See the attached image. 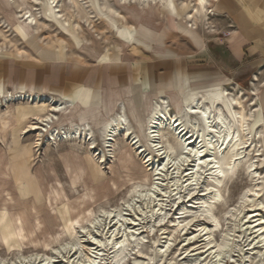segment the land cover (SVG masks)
<instances>
[{
    "label": "rangeland",
    "instance_id": "rangeland-1",
    "mask_svg": "<svg viewBox=\"0 0 264 264\" xmlns=\"http://www.w3.org/2000/svg\"><path fill=\"white\" fill-rule=\"evenodd\" d=\"M35 1L0 0V67L5 68L0 77V208L6 203L17 227L19 220L25 226L19 238L2 221L0 264H89V258L93 264H264V229L260 230L264 226V74L231 72L229 81H219L230 95L222 96L223 90L198 95L214 112L222 108L230 121L228 100L241 98L240 91L246 94L242 100L248 112L254 103L261 109L248 122L252 142L231 165L227 157L232 151L225 152L226 159H217L227 178L219 182L209 162L194 167L192 146L183 148L184 139L174 136L166 121L157 127L155 140L148 137L151 107L141 85L132 75L119 77L124 66L130 71L145 66L138 52L128 48L137 42L133 40L137 31L130 25L142 30L143 21L149 24L157 18L152 10L112 0V7L127 16L129 24L112 17L103 0ZM183 1L189 2L185 9L173 0L161 8L160 22L174 25L196 3H179ZM216 1H210L207 18L198 17L196 30L194 22L189 23L206 39L225 36L215 21ZM21 10L36 19L32 28L19 19ZM58 11L62 19L55 17ZM88 12L92 23L85 18ZM122 56L125 64L112 69L113 77L107 76L102 68L121 63ZM77 73L86 79L78 85L86 94L101 88L102 106L71 107L65 114H54L60 122L50 128L47 123L37 124L39 129L31 131L37 115L48 112L43 108L46 100L73 99L69 95L77 90ZM180 80L188 88L218 82ZM192 97L183 99L186 106ZM118 105L126 108L124 122L131 139L125 137L122 123L110 133L105 130ZM17 112L28 117L17 121ZM76 125L82 126L81 133L63 134ZM238 126L233 122L239 131ZM89 132L95 148L87 138ZM26 162L31 178L24 184L33 181V175L38 177L48 198L42 205L24 201L12 177L10 163L15 168ZM29 194L42 198L33 191ZM51 196L56 201L49 200Z\"/></svg>",
    "mask_w": 264,
    "mask_h": 264
},
{
    "label": "bare ground",
    "instance_id": "bare-ground-1",
    "mask_svg": "<svg viewBox=\"0 0 264 264\" xmlns=\"http://www.w3.org/2000/svg\"><path fill=\"white\" fill-rule=\"evenodd\" d=\"M111 1L112 0H103L104 8L111 13L112 17H117L120 20L124 21L125 23L130 24L131 22L128 20L127 16L123 15V13L117 11L115 8L112 7L113 5L111 4ZM118 1H120L122 5H136V6L141 7L145 11L152 10L156 14V16L159 17L160 15H163L161 8L169 5V3L172 0H118ZM173 1L179 4L180 9H185L189 5V2L183 1L179 3V1H182V0H173ZM195 1L196 3L194 6L193 4H191L192 6L191 10L184 17H182L181 19H178L177 22H175L176 29L186 34L189 31L195 32V30L197 29V25H198L197 23L198 17L207 18L206 11H207V7L210 5L211 0H195ZM35 2L38 3V0ZM55 2L56 0H53V3ZM14 3L16 2L14 1ZM24 11L25 10H21V15L19 16V19L22 18V20L27 22L28 26L32 28L33 24H35L36 22V19L34 18L31 12L29 11L24 12ZM58 12L59 14L57 15L54 14L55 17L57 19H62L64 17L62 15V12L61 11H58ZM85 18L87 19V21H90L92 23L91 21L92 16H90L89 12L85 16ZM67 22H69V20H67ZM190 22H194L195 30L193 29L194 26L192 27L193 24L190 27L189 25ZM180 24H185L186 28L182 30L180 27ZM68 26H70V24H68ZM130 26H131L130 27L131 29H134L137 31V33L135 32L136 34L142 35V37L145 39H149L148 35L143 30L138 29L132 23ZM125 44L129 46L128 43H125ZM98 52H102L100 48H98ZM121 52L123 53V49H121ZM100 60H101V54L97 57V61L99 62ZM121 62H123V56L121 57ZM136 84L141 85L142 93L144 94V97L146 98V100L148 101L151 107V112L149 114L150 124L148 125V135H149L148 137L152 140L153 139L155 140L156 134H157L156 133L157 127L160 126L159 124L166 121L167 123H169V127H170L169 129L173 133V135L176 136L178 139L180 138L184 139L183 141L185 143L184 144L182 143L183 144L182 146H184L183 148H185L186 146H192L190 151L195 157L194 167L203 165L205 162L207 163L209 162L208 167H210L211 170L218 172V181L219 182L223 180L226 181L227 178L225 177V175L223 174L221 170L220 161H218L217 159L218 158L221 160L226 159L224 157L225 152L232 151L227 157L228 165H231V163L239 156L240 150L245 148L250 142H252V137H250L249 132H248V122L254 121L255 115H256L255 113L257 111H261V109H258V106L254 103L251 105L253 106V109L254 108H257V109L255 110L252 109L253 111L251 110V112H248L246 106L244 105V100H242L246 94H243V92L240 91L242 94L241 98H233V99L228 100L229 101L228 105L232 109V114H233L232 120L233 121L232 120L230 121L227 118V116L222 111V108L220 107H218V110L214 112L208 105L204 104V102L201 101V98H199L198 95L199 93L205 92V91H222V90L224 91V94H222V96L230 95L229 92L222 85V83H220L219 81L213 84H210V85L208 84L200 85L199 84V85H193L188 88L185 85H183L182 81L180 80L178 83L176 82L177 86L175 90L172 89L173 92L168 91L166 86L159 87V88L157 86L155 87V85L150 82L149 78L144 83L137 82ZM190 95H193L191 103L186 106L183 102V99ZM216 97L218 96L215 95V98ZM31 98L34 99V97H31ZM72 98L73 99L69 101L67 100L68 102H70V104L67 101L56 102L55 100H52V99L46 100L45 101L46 104L43 106V108L48 109L47 110L48 112L43 116L37 115L38 120L36 123H33L29 126L30 130L32 131V130L39 129V126H37V124H42V123H47L48 127L50 128L51 123L53 124L55 121L57 122L61 121L59 118L55 117L54 114L58 112L59 113L64 112L65 114L68 112L69 109H71V107L78 105V106L83 107L84 109L90 110V109H97L101 107L103 104V96L100 97L99 103L97 102L98 103L97 105H94V104L87 105L85 100L82 101L78 97H75V98L72 97ZM49 107L51 108L49 109ZM171 109L174 110V113H170ZM124 114H126L125 106L118 105L115 109L114 116L107 121L104 127H105V130L108 133H110L115 125L117 127V125H120V123H122L120 128L124 131L125 137H128L131 139L132 133L130 131V128L124 122L126 118ZM27 117H28V113L17 112L16 120L19 121ZM261 120L262 122H264V118H262ZM187 122L188 124H186ZM233 122L238 123V125L240 126L239 131L238 129L237 130L234 129ZM239 126L237 128H239ZM81 127L76 125L73 128L69 129L68 132L65 131L63 134L65 136L66 135L72 136V134H79L82 132ZM87 129L85 128L83 129V131H87ZM258 134L260 133L258 132ZM86 135L88 139L90 138V141H91L90 145L93 148H95L96 143L93 140L92 134L89 132ZM39 137H41V134L39 135ZM132 141H133L132 143H134V140ZM152 144L153 143H151V145ZM156 148L159 149L160 147H156ZM158 151H160V149ZM144 152L145 150H143V153ZM211 157H214V159L212 160ZM28 165H30L29 162H26L25 164H23V167H19V165L17 164L15 165V168H14L13 165H11L10 163L12 177L15 181L16 186L21 190L20 195L24 201L26 202L30 201L33 203L36 202L39 205H42L45 202H47L48 198L45 197L44 189L38 177L36 175H33L32 177L34 178V180L29 181L27 185L24 184V180L26 178L28 179L31 176ZM29 191L38 193L39 196L40 195L42 196V198L40 199L34 196L33 194H29ZM49 200L56 201V198L55 196H51L49 197ZM1 205L4 206L0 208V213L4 214L2 217L0 215V240L1 242L4 241L3 236H2L3 232L1 228L2 221H4V225H5L4 227L7 228V230H9L12 227L14 229L15 235L20 238L21 233L25 232V226L23 225L22 221L19 220L20 222L18 223V227H17L10 212L9 213L7 212V209H8L6 207L7 204L5 203ZM68 208L70 210L69 202H68ZM6 217L10 218L11 224L6 219ZM61 222H62V219H61ZM263 227L260 229L261 232L264 229ZM224 244L225 243L222 244L223 247H224ZM71 250L73 249L71 248ZM93 261L89 258L88 262L89 264H93Z\"/></svg>",
    "mask_w": 264,
    "mask_h": 264
},
{
    "label": "crops",
    "instance_id": "crops-1",
    "mask_svg": "<svg viewBox=\"0 0 264 264\" xmlns=\"http://www.w3.org/2000/svg\"><path fill=\"white\" fill-rule=\"evenodd\" d=\"M213 7L217 13L215 21L221 24L222 33L226 36L206 39L197 31L186 34L177 30L176 24H163L159 17L149 19V24L143 21L145 27L142 30L149 39L133 32V40L140 44L134 41L128 48L138 52L145 66L131 71L124 66V72L119 77L128 79L132 75L136 82L143 83L149 78L155 87L166 86L169 91L176 89L180 77L190 84L196 81H229L228 74H238L242 70H249L257 77L260 73L264 74V0H217ZM120 64L125 63L112 67L108 65L107 70H102L113 77L112 69ZM4 73L5 68L0 67V77ZM85 81L83 76L76 74L77 90L69 98L80 96L86 104L99 102L101 88L95 86V90H100L86 94L84 88L78 86ZM51 83L56 86L54 81Z\"/></svg>",
    "mask_w": 264,
    "mask_h": 264
},
{
    "label": "built area",
    "instance_id": "built-area-1",
    "mask_svg": "<svg viewBox=\"0 0 264 264\" xmlns=\"http://www.w3.org/2000/svg\"><path fill=\"white\" fill-rule=\"evenodd\" d=\"M226 36V35H225Z\"/></svg>",
    "mask_w": 264,
    "mask_h": 264
}]
</instances>
